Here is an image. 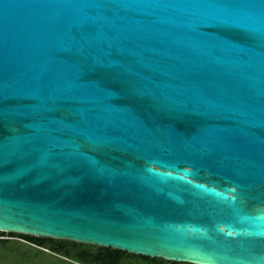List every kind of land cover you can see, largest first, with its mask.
I'll return each mask as SVG.
<instances>
[{"label":"water","instance_id":"1","mask_svg":"<svg viewBox=\"0 0 264 264\" xmlns=\"http://www.w3.org/2000/svg\"><path fill=\"white\" fill-rule=\"evenodd\" d=\"M0 232L264 264V0H0Z\"/></svg>","mask_w":264,"mask_h":264},{"label":"trees","instance_id":"2","mask_svg":"<svg viewBox=\"0 0 264 264\" xmlns=\"http://www.w3.org/2000/svg\"><path fill=\"white\" fill-rule=\"evenodd\" d=\"M8 238H17L33 248L46 250L50 255L55 256V261L65 264H189L139 257L119 250L79 244L72 241L4 232H0V260L3 258L2 253L7 252L8 245L12 243Z\"/></svg>","mask_w":264,"mask_h":264},{"label":"rangeland","instance_id":"3","mask_svg":"<svg viewBox=\"0 0 264 264\" xmlns=\"http://www.w3.org/2000/svg\"><path fill=\"white\" fill-rule=\"evenodd\" d=\"M8 239L12 241V243L8 245V249H6L9 251V253L8 251L2 253L3 258L0 260V264H65L60 261H55V256L50 255L46 250H38L36 248H33L27 244H24V241L17 238Z\"/></svg>","mask_w":264,"mask_h":264}]
</instances>
